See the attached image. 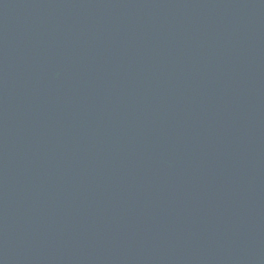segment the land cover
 I'll return each instance as SVG.
<instances>
[{"label":"water","instance_id":"obj_1","mask_svg":"<svg viewBox=\"0 0 264 264\" xmlns=\"http://www.w3.org/2000/svg\"><path fill=\"white\" fill-rule=\"evenodd\" d=\"M0 264H264V0H0Z\"/></svg>","mask_w":264,"mask_h":264}]
</instances>
